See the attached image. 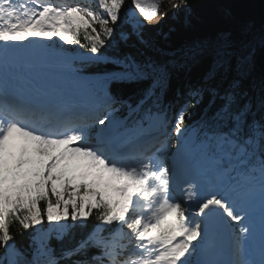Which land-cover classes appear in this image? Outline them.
<instances>
[{
	"label": "snow or ice",
	"instance_id": "snow-or-ice-1",
	"mask_svg": "<svg viewBox=\"0 0 264 264\" xmlns=\"http://www.w3.org/2000/svg\"><path fill=\"white\" fill-rule=\"evenodd\" d=\"M163 6L0 0V264H264V31L164 53Z\"/></svg>",
	"mask_w": 264,
	"mask_h": 264
},
{
	"label": "trees",
	"instance_id": "trees-1",
	"mask_svg": "<svg viewBox=\"0 0 264 264\" xmlns=\"http://www.w3.org/2000/svg\"><path fill=\"white\" fill-rule=\"evenodd\" d=\"M189 4L191 12L187 17L188 23L185 22V14L181 11L178 16H172L167 20L169 25L161 27V34L151 38L164 53L183 48L196 41L213 39L224 30L230 29L238 33L240 29L250 27L256 34L264 31V0H189ZM145 35L148 37L146 32ZM61 46L66 48L69 54H87L78 46L69 47L62 44ZM73 67L81 68V72L97 74L109 66H85L80 61H76ZM255 75L257 81L264 76V59L259 56ZM195 111L198 117L199 109ZM187 123L191 124L192 121ZM18 227L15 224L12 226L13 234L16 235L20 245L26 246L29 234L25 232L23 236H20L16 232ZM52 244L54 247L57 246L55 240Z\"/></svg>",
	"mask_w": 264,
	"mask_h": 264
},
{
	"label": "rangeland",
	"instance_id": "rangeland-1",
	"mask_svg": "<svg viewBox=\"0 0 264 264\" xmlns=\"http://www.w3.org/2000/svg\"><path fill=\"white\" fill-rule=\"evenodd\" d=\"M166 0H162V2H165ZM170 3H177V0H168ZM165 5V4H164ZM173 9L170 13H167V15H164V17L162 19H159L157 23H155L154 25H150L148 24L145 28V32L147 33V35H151V37L155 34V33H160L161 27L163 26H168L169 24L167 23V20L170 19L173 15ZM159 30V31H157ZM59 71H54L52 72L53 74H57ZM62 73H67V72H62Z\"/></svg>",
	"mask_w": 264,
	"mask_h": 264
},
{
	"label": "bare ground",
	"instance_id": "bare-ground-1",
	"mask_svg": "<svg viewBox=\"0 0 264 264\" xmlns=\"http://www.w3.org/2000/svg\"><path fill=\"white\" fill-rule=\"evenodd\" d=\"M163 3V13H170L171 11H172V7L170 6V2L168 1V0H166L165 2H162ZM177 3H179V0H177ZM164 17V14H161V15H158L155 19H153L149 24L150 25H154L155 23H157L158 22V20L159 19H162L163 17ZM172 16H174V15H172ZM158 34H161V33H155L152 37H151V35H149L147 38L149 39V40H151V38L153 39L155 36H157ZM152 41V40H151Z\"/></svg>",
	"mask_w": 264,
	"mask_h": 264
},
{
	"label": "water",
	"instance_id": "water-1",
	"mask_svg": "<svg viewBox=\"0 0 264 264\" xmlns=\"http://www.w3.org/2000/svg\"><path fill=\"white\" fill-rule=\"evenodd\" d=\"M223 243H224V245L226 247V245H227V239L223 240ZM221 258H227V257L226 256H222Z\"/></svg>",
	"mask_w": 264,
	"mask_h": 264
}]
</instances>
